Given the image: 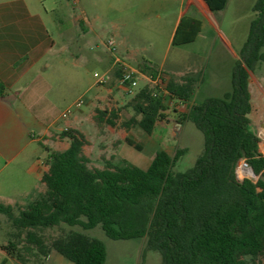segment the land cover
<instances>
[{"label":"trees","instance_id":"obj_1","mask_svg":"<svg viewBox=\"0 0 264 264\" xmlns=\"http://www.w3.org/2000/svg\"><path fill=\"white\" fill-rule=\"evenodd\" d=\"M212 13L223 10L228 0H203ZM255 17L231 69V89L222 96H208L179 113L178 122L191 121L203 135V149L194 164L174 170L187 148L174 154L156 151L145 169L136 165L90 166L84 152L88 142L74 128L60 133L67 138L65 150L48 149L47 169L41 181L45 190L17 214L10 204L0 202L26 256L36 259L57 251L72 264H104L106 247L102 240L71 230L46 240L43 229L65 223L91 229L100 225L111 239L145 238L147 249L159 252L160 264H256L264 255V155L259 137L249 129L251 92L249 70L264 61V0L252 5ZM200 19L181 16L172 44L192 42L201 31ZM145 70V69H144ZM123 69H117L120 78ZM155 78V72H151ZM196 77L183 75L158 84L143 86L126 103L134 114L122 125L139 126L151 134L167 108L165 96L188 101ZM0 95L3 86L0 85ZM95 125H115L116 112L109 116L96 109ZM123 141L137 150L142 146L129 136ZM244 159L256 180H238L236 166ZM248 173L251 175V170ZM9 243L2 246L10 255Z\"/></svg>","mask_w":264,"mask_h":264},{"label":"rangeland","instance_id":"obj_2","mask_svg":"<svg viewBox=\"0 0 264 264\" xmlns=\"http://www.w3.org/2000/svg\"><path fill=\"white\" fill-rule=\"evenodd\" d=\"M27 1L30 6L37 2V0ZM254 1L228 0L223 10L213 14L204 6H199L200 18L203 20L201 33L194 41L179 45L172 44V35L178 14L186 7L184 0H42L40 2L52 17L63 20V23L67 22L66 28L69 34L75 36L76 33H83L79 26L80 22L83 23L84 31H87L85 38L77 46L75 43L73 46V49L79 50L77 61L83 66L82 69H78L82 79H77L78 74L74 68L71 95L64 102H54L57 107L54 116L60 114L57 121L62 128L66 122L74 121L75 116L83 113L78 126L88 139L84 145V152L90 159V166L103 167L105 161L109 160L114 165L131 164L145 169L151 163L156 151L166 150L174 154L177 148L185 147L186 152L174 166V170L184 171L194 164L203 149V135L195 125L191 121H183L181 124L178 122L181 112L177 110L181 104L184 105V102H177L169 96H165L167 106L164 110L165 117L156 122L151 134H147L137 125L125 128L122 125L123 121L134 114L133 109L126 103L138 89L149 82L138 74L132 92L115 93L119 103H114L110 98L105 101L108 94L106 86L114 82L109 83L108 78L103 84L97 83L95 74L107 73H104V65L91 60V53L97 48L110 60L118 58L117 63L123 62L136 68L140 66L148 74L155 72V78H151L156 79L155 84L161 89L168 80L179 81L183 75H193L196 77L190 98L193 103H200L208 96L220 97L231 89V69L247 37L249 23L255 17V12L252 10ZM75 17H78L80 22L72 27L68 24V20ZM109 40L114 42L112 49L107 44ZM118 68L124 69L122 66ZM249 85L251 92L249 129L259 137V150L264 155V61L258 63L254 71L249 70ZM77 102L80 103L79 106H75ZM44 104L41 103V106ZM50 104L52 110V101L49 106ZM182 107L184 109L186 106ZM69 108L71 111L63 117L61 112ZM97 108H105L108 116L115 111V125L104 123L99 130L94 118H92L94 122L86 119V116L96 112ZM51 130L56 129L52 126ZM32 135L40 137L41 129L32 125L27 135L28 139ZM125 136L137 141L142 146L141 150L125 143L123 141ZM32 143V147L36 150L32 156L41 161L47 154L48 148L60 149L59 145L45 139ZM236 172L238 180L244 177L257 179V176L248 173V169L237 168ZM44 190L45 186L39 179L34 183L32 191L17 200L25 207ZM12 206L17 214L20 205ZM71 230L83 232L103 241L106 247L104 264H160L159 252L147 249L145 238L111 239L105 235L100 225L84 229L79 225L60 223L43 229L42 234L49 241ZM13 231L14 228L8 218L1 214L0 243L7 241L8 244L15 245L16 238L11 235ZM10 250L24 255L21 246L18 247L19 251H15L16 246ZM39 260H41L39 264H72L55 250L51 251L47 260L45 257ZM0 264H8V260L2 259ZM256 264H264V255L256 260Z\"/></svg>","mask_w":264,"mask_h":264},{"label":"crops","instance_id":"obj_3","mask_svg":"<svg viewBox=\"0 0 264 264\" xmlns=\"http://www.w3.org/2000/svg\"><path fill=\"white\" fill-rule=\"evenodd\" d=\"M41 1L37 0L36 4L30 6L27 0H0V85L3 86V95H0V202L20 205L19 208L23 207V204L17 199L32 191L34 183L41 179L42 173L47 169L48 152L42 161L33 158L36 150L32 147V142H41V139H45L59 145L60 149H52L62 151L69 146L68 139L59 136L64 129L74 128L85 136L78 126L83 113L60 128L57 121L60 114L54 116L57 111L54 102H64L70 97L74 68L78 74L77 79H82L78 69H82L83 66L77 61L79 50L73 49V46L74 43L77 46L85 38L87 31H84L85 28L79 18L75 17L69 19L68 24L73 27L80 22L79 26L83 33H76L75 36L69 34L67 22L63 23V20L52 17L46 7L40 5ZM184 1L186 7L178 14L173 33L181 16L196 17L201 20L203 26L199 6H204L209 11L203 0ZM90 58L104 65V73L109 75V83L114 82L106 86L108 94L105 101L110 98L116 103L119 100L115 93L127 92L116 75L118 66H122L124 71H132L135 79L138 74L142 75L149 82L145 86L151 87L156 82L144 68L140 66L136 68L123 62L117 63L118 58L110 60L97 48L91 53ZM189 100L184 102V105L181 104L177 111L187 112L194 104ZM51 101L52 110L51 104L49 106ZM41 103L45 104L41 106ZM182 106L186 107L183 109ZM102 109L106 111L105 108ZM94 114L95 112H92L86 119L92 120ZM32 125L41 129V136L32 135L28 139L27 135ZM52 126L56 130H51ZM4 245H8V242L0 243V262L2 259L8 260V264L41 262L20 252L10 255L2 248ZM15 246V251H19L20 245ZM50 253L45 260L49 258Z\"/></svg>","mask_w":264,"mask_h":264},{"label":"built area","instance_id":"obj_4","mask_svg":"<svg viewBox=\"0 0 264 264\" xmlns=\"http://www.w3.org/2000/svg\"><path fill=\"white\" fill-rule=\"evenodd\" d=\"M107 44L110 47V49H112L114 46V42L112 40H109ZM95 76H97V83H101V84L106 82L107 79L109 78V76L107 74H103V75L95 74ZM119 82L122 86H124V89L128 92H132L133 86L136 85V79H135V76L132 73V71H124L123 74L121 75L120 79H119ZM79 105H80L79 102L75 103V106H79ZM70 111H71V109L69 108V109L63 111L61 115L63 117H65L68 115V113ZM237 168H239V169L243 168V169L247 170L250 167L244 159H240V161L238 162V164L236 166V170H237ZM244 175H248V174H244Z\"/></svg>","mask_w":264,"mask_h":264},{"label":"water","instance_id":"obj_5","mask_svg":"<svg viewBox=\"0 0 264 264\" xmlns=\"http://www.w3.org/2000/svg\"><path fill=\"white\" fill-rule=\"evenodd\" d=\"M250 170H251V173H252L253 175H255L251 168H250ZM255 176H256V175H255Z\"/></svg>","mask_w":264,"mask_h":264}]
</instances>
